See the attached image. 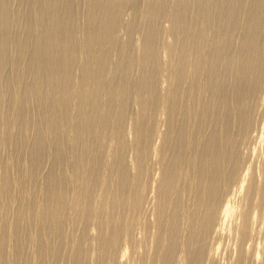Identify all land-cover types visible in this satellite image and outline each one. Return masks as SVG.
Listing matches in <instances>:
<instances>
[{"label": "bare ground", "instance_id": "6f19581e", "mask_svg": "<svg viewBox=\"0 0 264 264\" xmlns=\"http://www.w3.org/2000/svg\"><path fill=\"white\" fill-rule=\"evenodd\" d=\"M0 264H264V0H0Z\"/></svg>", "mask_w": 264, "mask_h": 264}]
</instances>
